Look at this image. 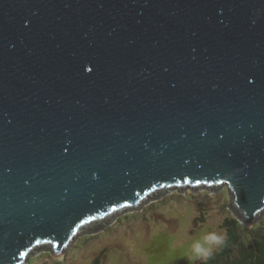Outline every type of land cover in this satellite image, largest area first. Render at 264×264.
<instances>
[{"label": "water", "instance_id": "1", "mask_svg": "<svg viewBox=\"0 0 264 264\" xmlns=\"http://www.w3.org/2000/svg\"><path fill=\"white\" fill-rule=\"evenodd\" d=\"M223 186L257 224L264 0H0V264Z\"/></svg>", "mask_w": 264, "mask_h": 264}, {"label": "rangeland", "instance_id": "2", "mask_svg": "<svg viewBox=\"0 0 264 264\" xmlns=\"http://www.w3.org/2000/svg\"><path fill=\"white\" fill-rule=\"evenodd\" d=\"M186 193L173 190L143 211L117 216L106 231L80 237L62 257L42 250L29 264H198L200 260L188 259L192 240L210 231L225 237L223 222L230 213L236 215L229 210L228 186L219 192L187 189ZM201 219L206 223L200 226L197 220ZM263 220L264 216L258 223Z\"/></svg>", "mask_w": 264, "mask_h": 264}, {"label": "trees", "instance_id": "3", "mask_svg": "<svg viewBox=\"0 0 264 264\" xmlns=\"http://www.w3.org/2000/svg\"><path fill=\"white\" fill-rule=\"evenodd\" d=\"M197 223L201 226L206 221L201 219ZM199 224L196 226L199 227ZM222 229L225 231L224 243L198 264H264V220L255 227L247 228L230 213Z\"/></svg>", "mask_w": 264, "mask_h": 264}, {"label": "clouds", "instance_id": "4", "mask_svg": "<svg viewBox=\"0 0 264 264\" xmlns=\"http://www.w3.org/2000/svg\"><path fill=\"white\" fill-rule=\"evenodd\" d=\"M225 238L215 231L205 232L190 244V261L206 260L210 257L213 249L222 245Z\"/></svg>", "mask_w": 264, "mask_h": 264}]
</instances>
